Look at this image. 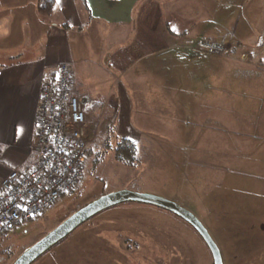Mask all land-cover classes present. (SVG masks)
<instances>
[{
	"label": "rangeland",
	"instance_id": "1",
	"mask_svg": "<svg viewBox=\"0 0 264 264\" xmlns=\"http://www.w3.org/2000/svg\"><path fill=\"white\" fill-rule=\"evenodd\" d=\"M196 49L198 54L189 64L185 60L177 64L171 55L134 69L165 72L159 77L165 85L158 96L160 106L133 111L134 119L149 120L145 125L149 129L158 127L157 120L164 121L161 133L142 134L144 126H140L142 135L136 131V154L129 166L115 159L113 147L105 148L107 140L113 146L116 134L105 135L103 124L90 125L83 180L42 216L0 235V264H12L73 213L121 190L159 196L192 213L217 246L222 264H264V140L258 142L246 129L238 135L223 130L221 109L216 106L213 118H207L211 109L204 107L206 94L192 91L193 86L209 84L205 73L190 78L173 73L175 67L208 69L214 72V85L232 89L259 86L264 71L238 65L227 55L216 58L211 46L198 44ZM221 68H228L229 75L219 73ZM153 78L151 74L134 79L143 93L134 96L133 105L139 104L137 99H152L144 87ZM180 82L189 87L177 88ZM230 109L238 107L234 104ZM258 120L252 114L246 125ZM32 264H212V258L198 234L175 215L125 203L89 219Z\"/></svg>",
	"mask_w": 264,
	"mask_h": 264
},
{
	"label": "crops",
	"instance_id": "2",
	"mask_svg": "<svg viewBox=\"0 0 264 264\" xmlns=\"http://www.w3.org/2000/svg\"><path fill=\"white\" fill-rule=\"evenodd\" d=\"M53 1L51 13L43 17L37 12V0H0V179L35 161L40 91L53 80L59 65L72 71V93L86 113L87 131L90 125L103 124L105 135L131 142L139 134L161 133L164 124L157 120L158 127L149 129L145 127L149 120L134 119L137 108H158L159 93L165 89L159 80L164 71H156V77L154 71L134 70L146 61L172 55L177 64L180 60L189 64L198 54L196 45L202 44L211 46L216 58L227 55L238 65L264 71V0ZM218 72L229 75L230 70ZM173 73L179 78L205 73L209 84L200 89L191 85L189 90L206 94L201 104L211 109L207 118H213L216 106L221 109L223 130L238 135L246 129L258 142L264 140L263 75L259 86L231 89L214 85V72L208 69L175 67ZM151 74L155 79L144 87L152 94L147 99L151 105L143 98L133 105L143 93L134 79ZM176 86L189 87L181 82ZM234 104L238 109L228 110ZM252 114L259 120L246 125Z\"/></svg>",
	"mask_w": 264,
	"mask_h": 264
},
{
	"label": "built area",
	"instance_id": "3",
	"mask_svg": "<svg viewBox=\"0 0 264 264\" xmlns=\"http://www.w3.org/2000/svg\"><path fill=\"white\" fill-rule=\"evenodd\" d=\"M264 66V37L261 50ZM73 74L59 65L43 84L35 118V161L0 179V235L42 216L83 180L89 150L87 117L72 93Z\"/></svg>",
	"mask_w": 264,
	"mask_h": 264
},
{
	"label": "water",
	"instance_id": "4",
	"mask_svg": "<svg viewBox=\"0 0 264 264\" xmlns=\"http://www.w3.org/2000/svg\"><path fill=\"white\" fill-rule=\"evenodd\" d=\"M137 203L152 206L175 215L183 222L188 224L201 238L207 247L212 264H222L219 250L210 235L200 223V221L189 211L178 204L159 196L121 190L101 196L88 203L70 217L64 220L36 244L24 251L12 264H32L54 245L66 238L77 227L87 222L97 214L113 208L120 204Z\"/></svg>",
	"mask_w": 264,
	"mask_h": 264
},
{
	"label": "trees",
	"instance_id": "5",
	"mask_svg": "<svg viewBox=\"0 0 264 264\" xmlns=\"http://www.w3.org/2000/svg\"><path fill=\"white\" fill-rule=\"evenodd\" d=\"M53 6V0H37V12L43 17L48 16L51 13ZM108 143L109 141L107 140L105 143V148L109 149L110 147H113L115 153L114 157L118 162L129 166L134 164L136 146L133 142L126 139H115L113 142V146Z\"/></svg>",
	"mask_w": 264,
	"mask_h": 264
},
{
	"label": "snow or ice",
	"instance_id": "6",
	"mask_svg": "<svg viewBox=\"0 0 264 264\" xmlns=\"http://www.w3.org/2000/svg\"><path fill=\"white\" fill-rule=\"evenodd\" d=\"M56 3L59 4L60 3V0H56ZM175 30V29H174Z\"/></svg>",
	"mask_w": 264,
	"mask_h": 264
}]
</instances>
